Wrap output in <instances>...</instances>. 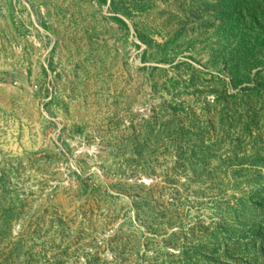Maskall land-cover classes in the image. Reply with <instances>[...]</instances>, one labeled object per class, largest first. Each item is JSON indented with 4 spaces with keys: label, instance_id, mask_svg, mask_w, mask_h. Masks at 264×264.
Returning a JSON list of instances; mask_svg holds the SVG:
<instances>
[{
    "label": "rangeland",
    "instance_id": "374dc122",
    "mask_svg": "<svg viewBox=\"0 0 264 264\" xmlns=\"http://www.w3.org/2000/svg\"><path fill=\"white\" fill-rule=\"evenodd\" d=\"M0 264H264V0H0Z\"/></svg>",
    "mask_w": 264,
    "mask_h": 264
}]
</instances>
